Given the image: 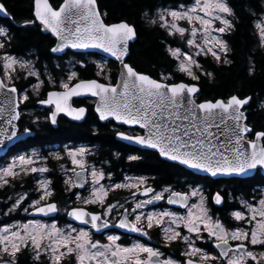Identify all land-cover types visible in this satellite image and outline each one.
<instances>
[{
    "label": "snow or ice",
    "instance_id": "6c2138e0",
    "mask_svg": "<svg viewBox=\"0 0 264 264\" xmlns=\"http://www.w3.org/2000/svg\"><path fill=\"white\" fill-rule=\"evenodd\" d=\"M6 12L5 6L0 3V13ZM107 13H101L97 0H63L58 6L50 0H34V19L25 21V26L35 24L37 21L43 30L51 32L56 37L57 44L51 52H63L65 49L87 50L96 49L114 57L121 65L120 79L116 84L111 82V74L105 73L103 65H98L97 75L108 82L97 79H79L78 71L70 70L66 79H57L48 75L47 83L54 88L48 92L47 99L42 104L54 105L50 122L57 123V115L65 113L74 120L84 118V107L74 108L69 103L72 97L90 94L98 98L95 111L101 121L115 120L123 125L133 128L134 134L117 132L121 139L137 145L157 150L161 157L169 161L187 166L189 169L202 171L212 176L218 174L229 176H243L248 172L264 168V131L256 132L254 139L250 138L252 129L247 125L244 109L251 97L240 98L231 95L225 99L205 100L197 102L196 94L199 89L195 85L184 82H174L177 73H182L191 80H198L200 74L212 75L204 70L199 62L200 56H211L216 61L227 63L228 44L224 36L234 30L235 24L229 17L234 16L233 9L227 0H193L190 5L179 4L175 8L161 9L158 18L151 21L158 23L160 28L175 38L182 37L186 48L167 47L171 58L178 61L174 72H161L159 78L138 71L125 61L129 55V42L137 37L133 24L127 21L108 24L103 19ZM181 21L187 27L180 26ZM259 29L261 44L264 45V19L256 23ZM0 49L10 44L8 31L0 27ZM195 49V51H189ZM223 57V59H222ZM3 73L0 77V89L14 94L9 102L13 105L7 124L11 126L10 133L0 132V146L5 140L11 141L17 136L15 121L21 118L19 104L27 101L29 95L26 91L18 93L13 81V74L20 75L17 69L23 70L24 78L34 77L38 81L33 85L38 90L45 83L40 77L42 73L31 61L18 59L15 56L3 53L0 56ZM200 70L199 73L196 70ZM11 85V86H10ZM142 130L135 134V128ZM215 128L217 131L213 132ZM25 128L24 132H29ZM68 155L71 163L78 167L71 169L73 176L65 181L70 187H82L87 183V176L91 177L92 190L88 197H80L85 205L99 204L103 207L101 213L89 212L83 208H72L67 215L82 224H90L92 229L100 231L108 228L107 220L102 217L110 216L122 204H107L105 201L110 190L119 188H134L140 190L146 184L144 177L128 178V183H113L105 186L102 181L111 179V173H105L103 168L97 169L86 165L87 150L80 148L70 150ZM58 159L60 157H57ZM129 160L139 159L130 155ZM8 167L0 170V187L9 183L7 177L15 178L21 172H45L44 167H24L36 163L32 157H18ZM39 198L32 200L24 212L30 210L35 214L47 216L57 212L54 202H49L53 191L50 181H39ZM156 192L151 187H145L141 195L148 199L136 203L131 208L134 220L128 219L129 209L125 208L116 227L131 232L147 235L145 229L160 228L164 233L165 246L181 240L187 245L182 255L190 257L183 264H215L224 258L227 264H249V260L259 264L264 259V253L257 254L249 246H264V194L259 197L252 196L251 202L244 201L241 210L232 213L235 221L240 222L233 228L227 229L219 219L210 215L205 198L199 189L193 188L190 192L181 193L171 191L167 196L169 204L178 205L186 210L185 214L176 211H162L145 214L138 212L144 204H153L165 198L164 192ZM132 195L135 197L136 192ZM196 198V203H190ZM28 194L19 195L9 212L23 207L27 202ZM217 205L222 204L223 197L217 193L214 197ZM181 226L187 234L182 235ZM214 238L215 247L220 249L218 255H211L196 245L197 240ZM117 235H108L107 244L93 241L89 231L77 229L67 225L62 229L56 223H45L38 220H29L23 225L0 227V253L12 256L13 259L4 264H16L15 256L22 248L31 247L35 252V259L39 260L41 254L47 255L50 264H66V258L75 256L76 264H179L169 257L161 259L164 255L159 249L134 244L124 247L117 243ZM238 242L232 244L230 242ZM223 264V261H221Z\"/></svg>",
    "mask_w": 264,
    "mask_h": 264
},
{
    "label": "trees",
    "instance_id": "16d2710c",
    "mask_svg": "<svg viewBox=\"0 0 264 264\" xmlns=\"http://www.w3.org/2000/svg\"><path fill=\"white\" fill-rule=\"evenodd\" d=\"M61 1L50 0L54 6H58ZM227 1L230 2L236 12L232 19L235 24L234 30L224 36L228 44V62H218L211 56H200L198 59L202 68L212 75L200 74L198 80H191L186 75L177 73L174 82L196 83L200 89L199 94L196 96L197 101L227 99L231 95H238L240 98L251 97L246 107V116L247 123L252 128L251 135H253L256 132L264 131V108L259 104L260 100L264 98V50L256 42L250 17L247 13L250 9L259 12L260 0ZM2 2L11 17V19L2 20L9 28L11 40L10 44L4 49H0V56L2 53L7 52L17 57L32 59L39 66L41 63L55 64L57 58L50 52L54 40L50 35L41 33L36 23L25 26V21L33 20L32 0H2ZM192 2L193 0H97L100 12L102 14L107 13L106 16H103L106 23L127 21L135 26L137 37L129 45L128 62L138 71L149 74L153 78H159L161 72L175 71L176 61L171 58L166 49L169 45L184 47L185 43L178 35L175 38L169 36L165 29L158 26V23L155 25L151 23L153 19L157 18L156 11L175 8L181 3L189 5ZM70 54L63 58L73 56V53L70 52ZM75 56L82 59L80 54ZM95 57L104 59L98 55H95ZM108 64L113 70L112 77L115 79L117 64L113 61H108ZM86 66L88 67L81 68V73L92 75V66L89 64ZM51 69V74L54 76L59 75L55 68L52 67ZM196 71L199 73L200 70L197 69ZM34 116L39 121H34ZM94 119V115L89 111L83 123L71 124L67 121H59L57 128H52L45 121L44 114L23 112L19 125L21 129L25 127L33 130L34 135L19 144H29L32 147L39 145L44 148L54 140H85L96 144L99 142L101 146L100 157L107 158L109 164L114 163V171L117 167H121L122 169L128 168L133 173L159 174L167 185L174 184L177 177L178 188L179 186L184 188L189 183H202L209 198L216 191L222 194L223 202L220 206L214 205L212 201H209V204L212 214L228 228H233L240 223L233 220L229 214L235 209L242 208L240 199L251 202L253 195L259 197L264 194V176L259 171L246 179L199 177L201 179L193 180L191 177L193 178L195 175L178 165L160 159L155 152H143L142 160L127 162L125 157L128 154V146L114 138L110 124L101 123L97 134L89 130L87 127L88 122H93ZM109 171H112V169ZM53 176L55 178L53 182L54 198L59 199L64 196L66 189L64 183L56 179L57 174L55 171H53ZM30 181L31 178L27 177L22 179L21 182L11 183V187L8 185L0 187V199L4 201L8 192L13 190L17 184L20 186V183L22 186L19 189L28 192ZM122 196L123 193L119 192L115 197ZM25 219H28L27 215L17 217L10 214L3 216L0 224ZM155 229L160 238L159 228L156 227ZM119 242L128 244L130 241L127 236L123 235ZM183 246L184 243L178 240L168 246L162 245V248L165 254L176 257L181 260L182 264L184 256L180 253ZM256 248L264 251V246L257 245ZM15 260L16 264H50L49 258L45 255L41 254L39 260L35 259L30 248H22L21 252L16 254ZM66 264H71V260L66 259ZM249 264H256V262L249 260ZM259 264H264V262L260 261Z\"/></svg>",
    "mask_w": 264,
    "mask_h": 264
},
{
    "label": "flooded vegetation",
    "instance_id": "af4514ba",
    "mask_svg": "<svg viewBox=\"0 0 264 264\" xmlns=\"http://www.w3.org/2000/svg\"><path fill=\"white\" fill-rule=\"evenodd\" d=\"M0 3L3 4L2 0H0ZM228 4L230 5V2H228ZM259 5H260L259 6L260 7V11L259 12H257L256 10L250 9L247 14L250 17L251 27L253 29V34L256 37V42L264 50V48L262 47L261 41H260L258 28L256 27L257 21L259 19H264V0H260V4ZM230 7L233 9V12H234V15H235L236 14L235 9L231 5H230ZM6 12L8 13L7 10H6ZM233 17L234 16H231V17H229V19L232 20ZM3 19H5V18H1L0 17V27L5 28L8 31V34H9V28L7 27V25L4 22H2ZM3 39H5V38L0 37V40H3ZM71 53H73V56H68L65 59L63 58L64 56L71 55L70 51H68L65 55H63L61 57H55V58H57V60L55 61L56 66H55V64H48V63H45V64L41 63L40 66H39L37 64V62H34L32 60V63L42 73L40 79L45 81V83L43 85L39 86V89L36 90L35 94L33 93L34 92L33 91V88H34L33 85H37V83H38L36 78L29 77V78L25 79V78L13 77L12 83H14L15 87L18 89V93H20L22 91H26L28 93V95H29V99L27 101H24L23 103H20L19 111H21V114L23 113L22 111H37L39 113L44 114L45 121H47L48 124L51 126V124L48 121V115L51 113V111H54V105L39 106L38 103L40 101L46 99L47 92H49L51 90H63V89H60L58 86L54 88L51 84L47 83L48 75L54 76L53 74H51V71H52L51 68L52 67L55 68L58 71V73H59L58 76H54L58 80L59 79H66V75H67V73L70 70H76V71H78L79 79H82V80L97 79V80H99L101 82H105V83L108 82L107 79H102L100 76L97 75V72L99 71V68L97 67L98 64L96 63L95 59H91L92 57H95L96 54L74 53V52H71ZM78 54H80L82 56V59L76 58L75 55H78ZM1 55H3V53ZM10 55H12V54H10ZM12 56H14V55H12ZM15 57H17V56H15ZM69 59H71L72 61L69 60ZM68 62L70 63L69 65H68ZM104 62H105V64H107L105 69H104V72L105 73H109L110 72V74H111V82L114 84L116 77H115V79L112 77V71L113 70L109 66L107 60L104 61ZM52 63H54V62H52ZM88 64L91 65L92 69H93L92 70L93 71L92 75L89 74L91 76L81 73V68L88 67V66H86ZM0 76L2 77L1 67H0ZM116 76H117V74H116ZM26 81H28V82L26 83ZM95 100H96L95 98L87 97V96L75 97V98L72 99V106L73 107H75V108L84 107L86 109V117H87V114H88L89 111L94 115V117H95L94 121L93 122L89 121L88 125H87V127L89 128V130L92 133L95 132V134H97L98 131H99L100 124L101 123H107V124H110V129L113 131L114 138H115L117 132H125V133H127L129 135L134 134V130H133L132 127L128 128V127H125V126H122V125H116L111 120H107L105 122H101L99 120V118L97 117V115L95 114V112H94ZM86 117H85V119H86ZM85 119L83 120V122L85 121ZM20 120H21V118L17 122V125H18V128H19V132H21V131H23L25 129V127H23L21 129V127L19 125ZM33 120L37 121L38 118L36 117V120L35 119H33ZM59 121H67V122H70L71 124L72 123L80 124V123L73 122V121L69 120L67 117H65L62 114H60L58 116V118H57V123ZM83 122H81V123H83ZM57 123H56V127H52V126L51 127L52 128H57ZM141 132H142V130H140L139 128H135V134H141ZM77 147H83V148H85L87 150V155L85 156V160H86V165H87V167L89 169H90V166L94 164L96 166V168H98V169L102 167L103 170L105 171V173H109V172L111 173V179L110 180L106 179L105 181L101 182L102 184H105V186L111 185L113 183H123L124 178H125L126 175L129 176V177L132 176L133 178L144 177L146 179V184L141 185L139 191H137L134 188H131V189L119 188V189L110 190L109 193H108V196L106 198V201H105V206L107 204H109V203L114 204L113 202L121 199L122 197H119V198L115 197L117 195V193H119V192H122L123 195L126 194L127 198H126V201L119 202V204L123 205L122 208L116 210L110 216L102 217L105 220H107V221H109L111 223H115L119 219V217L121 216V214H122V212L124 211L125 208L129 209V214H128L129 220H133V215H131V208H129V205H131L132 207H135L136 203H138L140 201H144V200L148 199L150 195H152L150 193L149 196H144V195H141V193H139V192H143V189L145 187H151V188L155 189L156 192H162L165 187H172V188H171V190L169 192H164L165 198L160 200L155 206H152V207H149V208H141L138 211H142L143 212V211L152 209L154 207L165 206V199H166L167 195L170 194L171 191H177V190L180 191L181 190V191H184V192H190V190H192L193 188L200 187V189L203 192V195L205 197L206 205H207V207L210 210V215H212L214 219H218L217 217H215L212 214V210H211V207H210V204H209V201H212V203L214 205H217L216 203L213 202V198H212L213 194L209 198V195H208V193H207V191L204 188V185L202 183H200V184H198V183H196V184L189 183V184H186L184 186V188H182L181 186H179V188H178L177 187V177L175 178L176 182L174 184L167 185V184H165L163 182L162 177L159 174L158 175H150V174H147V173H133V172H130V170L128 168L127 169H124V168L122 169L121 167H119V168L117 167L115 169V171H114L113 169H114V165L115 164L114 163H110L109 164L107 158H104V157L101 158L100 157L101 146H100L99 142L96 144V143L85 141V140H62V141L54 140V141H51L50 143H48L47 146L44 147V148L40 147L39 145H35V146L32 147L29 144L20 145L18 143L17 145H15L11 149H9L8 152L2 158H0V165H2L4 162H6L8 160V158H10L11 156H13L14 154H17L19 152H24V151H26L28 149H33V150L38 151L40 153V155H41L40 157L44 158L46 160L47 166L45 168L49 169V171H45V173L41 175V176L45 177L48 181H50L49 187L53 191V195H52V197L48 198V201L49 202H52V201L56 202L58 209L61 208V203H62L63 204V209H65L66 212H67V210L72 208V207H80V205H78V203L75 201L74 196L76 194H81V195L84 196V195H86L88 193V188H89V185H90L89 184V176H87V181L88 182L84 184V187L81 190H79L77 187H70V184H66L65 183V181L67 179H66L65 173L62 172L61 167L67 166V170H68V172L70 174V177L73 176V172L71 171V169L75 168V170H78L79 168L76 167V166H73V165L71 166V164H69V161H70L69 158L65 157L64 155L57 156V157H60V158L59 159L57 158L58 160L55 161L54 159L56 157L54 155H52V153H54V154H63L65 152L66 148H68L70 150H74ZM127 151H128V154L125 157L126 161L127 162H134V161L142 160L143 152H146V151H149V150H143V149H138L136 147L128 146ZM130 155H136V156L139 157V159L131 161V160L128 159V157ZM110 169H112V171H109ZM53 171H55V173L57 174L56 179L57 180H61L62 183H64V186H65V189H66V192L64 193V196H62L59 199L54 198L53 182H54L55 178L53 176ZM39 177H40L39 175L33 174V176H31V179L32 180L33 179L36 180ZM191 179L198 180V179H201V178H199L197 176H193V178L191 177ZM9 181L11 183H13V184L16 183L14 180H9ZM11 183L7 184V185L10 186ZM36 184L37 183L34 182L33 185L30 187V188H32L31 189L32 191H35V189H37V185ZM19 187L20 186L17 185V186H15V188L13 190H10L8 192V194H7L6 198H5L6 201H9L8 203L6 201L0 202V215L4 214L5 210H8V209H10L12 207V204L15 202L16 192L19 191V189H18ZM133 192H136V196L135 197L132 195ZM216 192L219 193L222 196V194L220 192H218V191H216ZM194 200H195V198H191L190 203H193ZM220 205H218V206H220ZM28 207L29 206L27 205V202H25L24 208H28ZM83 207L87 208L89 211H92V212L101 213L103 211V207L101 205H99V204H96V205L88 204V205H84ZM240 209H242V208L235 209L233 211H237V210H240ZM17 210L18 211L19 210L24 211L23 207L19 208ZM66 212L64 213V215H58L55 218V220L56 221H66V222H68L66 220V218H65ZM27 213H26V215H27ZM229 214L232 215V211ZM68 223H70V222H68ZM72 225H74V224H72ZM145 230L148 233L147 234L148 240L142 241V240H140V239H138L136 237H130V236H127V239L130 242L138 241L140 243H144L147 246L159 249L163 253V248L161 246V239L159 238V235L156 234V232H155L156 229L153 228V229H145ZM107 233H109V232H107ZM113 233H116V232H113ZM105 235L106 234H103L102 236H94V239L103 240V239H105ZM117 235H119V234H117ZM204 235H206V233ZM119 237L123 238L122 235H119ZM119 241H120V239H119ZM212 242L213 241H211V242L196 241V244H197L198 247H201L204 251L212 252V253H215L216 255H218L213 250V248L211 246ZM230 243L236 244L238 242L233 241V242H230ZM161 259H163V256L161 257ZM224 260L225 259H221L220 262L221 261L224 262Z\"/></svg>",
    "mask_w": 264,
    "mask_h": 264
},
{
    "label": "water",
    "instance_id": "95a60500",
    "mask_svg": "<svg viewBox=\"0 0 264 264\" xmlns=\"http://www.w3.org/2000/svg\"><path fill=\"white\" fill-rule=\"evenodd\" d=\"M62 2H63V0L60 2V4H61ZM50 3H51V2H50ZM97 6H98V4H97ZM33 10H34V0H32V16H33ZM0 17H1V18H5V19H11V17L9 16V14H8L7 12L0 13ZM33 19H34V16H33ZM118 22H121V21H118ZM118 22H114V23H118ZM36 24L39 26V28H40V32H41V33L50 35V37L54 40V43H53L51 49H52L53 47H55L56 44H57V39H56V37H54V36L51 34V32H49V31H47V30H43L42 26L39 25V22H38V21L36 22ZM108 24H113V23H108ZM134 41H135V40H134ZM134 41H130V42H129V45H130L131 43H133ZM51 49H50V52H51ZM68 51H70V52H74V53H91V54H96V55H98V56L103 57L104 59H106V60H108V61H113V62H115V63L117 64V76H116V79H115L114 84H116V83L119 81V79H120L121 65H120V63H119L118 61L115 60L114 57H111L110 55H108V54H106V53H103L102 51H99V50H96V49L75 50V49H70V48H68V49H65L63 52H57V53H53V52H51V54H52L54 57H61V56L65 55ZM125 61L130 65V63L128 62V56L125 57ZM144 74H146V73H144ZM0 77H1V76H0ZM100 82H101V81H100ZM181 82H183V81H181ZM104 83H105V82H104ZM184 83H186V84H190V85H195V86L199 89V87H198V85H197L196 83H187V82H184ZM51 91H53V90H51ZM59 91H63V90H59ZM49 92H50V91H49ZM199 92H200V89H199ZM199 92L196 94V96L199 94ZM47 94H48V92H47ZM13 95H14V94H9V93H7L6 90L0 89V132H7V133H10V132L12 131L11 126H9L6 122H7V120L10 118V113H11V111H12V107H13V105L9 102V100L11 99V97H12ZM83 96L92 97L90 94H85V95H81V96H78V97H83ZM73 98H75V97H72V99H73ZM92 98H95V99H96V100H95V103H94V112H95V114L97 115V117L99 118L98 113L95 111V108H96V104H97V100H98V98H96V97H92ZM46 99H47V95H46ZM46 99H45V100H46ZM72 99L69 101V103H70L71 105H72ZM218 99H222V98H218ZM225 100H226V99H225ZM202 101H205V100H201V101H197V102L199 103V102H202ZM249 102H250V101H249ZM248 104H249V103H248ZM248 104L245 105L244 109H242V110L245 112V115H246V112H247L246 107L248 106ZM38 105H39V106H47V104H42V103H40V102L38 103ZM19 106H20V104H19ZM72 107H73V106H72ZM74 108H75V107H74ZM18 110H19V108H18ZM54 111H55V106H54ZM51 112H52V111H51ZM60 114H62V115H64L65 117H67L69 120H71V121H73V122H77V123H81V122H83V120H84L85 117H86V113H85L84 118H82L81 120H74L72 117L66 115L65 113H59V114L57 115V118H58V116H59ZM50 116H51V113L48 115V121H49V123L51 124L52 127H56V124H52V123L50 122V119H49ZM246 117H247V116H246ZM99 120H100V119H99ZM110 120H111V119H110ZM100 121H101V120H100ZM106 121H107V120H106ZM111 121H113L116 125H122V126H125V127L130 128V126H128V125H123V124H121V123H119V122H117V121H115V120H111ZM17 122H18V120L14 122V124L16 125L17 136H16L15 138H13L11 141H7V140H5L4 145H3V146H0V158H2V157L8 152L9 149H11L12 147H14V146L17 145L18 143L25 141L27 138L33 137V135H34V132H33V130H31V129H30L29 132H24V130L21 131V132H19V128H18ZM101 122H105V121H101ZM246 123H247V120H246ZM247 125L251 128V126H250L248 123H247ZM136 128H138V127H136ZM251 129H252V128H251ZM212 131H213V132H216L217 130H216L215 128H213ZM254 136H255V133H254L253 135L250 134V138H253V139H254ZM115 138H116L118 141H120V142H122V143H124V144H126V145H128V146H132V147H136V148H138V149L149 150V151L155 152V153L159 156L160 159H162V160H164V161H167V162H169V163H173V164H175V165H178V166H180L181 168L187 170L188 172H190V173H192L193 175L198 176V177H209V178H211V179H229V178H235V179H246V178L252 177L257 171H259V173H260L261 175L264 176V168H260V169L252 170V171L248 172L247 175H243V176H229V175H222V174H218V175H216V176H212V175H210V174H208V173H205V172H202V171H196V170L189 169L187 166L180 165V164H178L177 162L169 161V160H167L166 158L161 157V156L159 155V153H158L157 150H153V149H150V148H146V147H144V146L137 145V144H135V143H133V142H130V141H127V140L121 139L120 137L117 136V134H116ZM259 143H262V141L259 142ZM76 171H80V169H78V170H76ZM83 187H84V185H83L82 187H77V188H78L79 190H81ZM175 192H181V191H175ZM139 193H141V192H139ZM181 193H186V192H181ZM216 194H217V192H215V193L213 194V197H212V198H213V202H214V197H215ZM168 195H169V194H168ZM168 195H167V196H168ZM52 202H54V201H52ZM158 202H159V201H156V202L153 203V204H144L142 208H149V207L155 206ZM54 203L56 204V202H54ZM214 203H215V202H214ZM165 204H166L168 207L173 208V209L184 210L183 208H180L178 205H175V204H169V203L167 202V197H166V199H165ZM56 205H57V204H56ZM57 208H58V207H57ZM72 208H83V209L89 211V210H88L87 208H85V207H72ZM72 208L68 209L67 212L70 211ZM67 212H66V214H65V218H66V220H67L68 222H70V223H72V224H74V225H76V226H80V227H84V228H89L93 236H101L103 233H105V232H107V231L114 230V231H117L118 233L123 234V235L134 236V237H137V238H139V239H141V240H148L147 235H143L142 233H137V232H131V231H128L127 229H122V228H119V227H116V226H115L116 224H118V222H119V220L121 219L122 214L124 213V211L122 212L121 216L119 217V219H118L115 223H111V222L107 221V222H108V225H109L108 228H106V229H105V228H101L100 231H96L95 229H92L90 224H82V223H80L79 221L74 220L73 218H71L70 216L67 215ZM89 212H92V211H89ZM95 213H99V212H95ZM58 215H59L58 210H57V212L52 213V214H49V215H47V216L40 215V214H35V213H33L31 210L27 213V216H28L29 218H42V219H55ZM104 220H105V219L102 218V221H101V222H103ZM215 243H216V241L212 242L211 246H212L213 250H214L217 254H219L220 249H218V248L215 247ZM233 245H234V244H233ZM187 259H189V257H185V258L183 259V261H182V264H183V262L186 261ZM221 259H224V258H221ZM197 264H204V263L198 261Z\"/></svg>",
    "mask_w": 264,
    "mask_h": 264
},
{
    "label": "rangeland",
    "instance_id": "374dc122",
    "mask_svg": "<svg viewBox=\"0 0 264 264\" xmlns=\"http://www.w3.org/2000/svg\"><path fill=\"white\" fill-rule=\"evenodd\" d=\"M190 5V4H189ZM160 10L161 9H159V10H157L156 11V16H157V18H158V16H159V14H160ZM180 23V26H183V27H187V24H186V22H184V21H181V22H179ZM258 33H259V29H258ZM180 39H183L182 37H180ZM184 40V39H183ZM177 47H181L182 49L183 48H186V43H184V47L183 46H177ZM262 47L264 48V45H262ZM189 51H195V49H189ZM2 56V55H1ZM18 59H22V60H28V61H30V59H28V58H25V57H17ZM72 59V58H71ZM71 59H69V60H71ZM91 59H95L96 60V63L98 64V65H103V69H105V67H106V65L107 64H105V62L104 61H106V60H104V59H101V58H95V57H92ZM72 61V60H71ZM31 62H32V59H31ZM33 64V63H32ZM70 63L68 62V65H69ZM0 67H1V70H2V73H3V68H2V63H0ZM17 71L18 72H20V75L19 76H16L15 74H13V77H18V78H24V75H25V73L23 72V70H20V69H17ZM33 93L35 94L36 93V89H34L33 88ZM260 106L262 107V108H264V98H262L261 100H260ZM23 112H25V113H30V114H35L37 111H23ZM33 119H35L36 120V117L34 116L33 117ZM38 121V120H37ZM80 148H83V147H77V148H75L74 150H77V149H80ZM70 151V149H68V148H66L65 149V152L63 153V154H54V153H52V155H54L56 158L54 159L55 161L56 160H58L57 159V156H61V155H64L65 157H68L69 158V164H71V166L73 165L72 163H71V158H70V156L68 155V152ZM20 156H26V157H32V158H34L35 159V161H36V163H34V164H31V165H24V167H27V168H30V167H37V168H39V167H46L47 166V164H46V160L44 159V158H41L40 156V153L38 152V151H36V150H33V149H28V150H26V151H24V152H19V153H17V154H14L13 156H11L10 158H8V160L6 161V162H4L2 165H0V170H2V169H4V168H6V167H8L9 165H11L14 161L17 163V164H19L20 162H19V160H18V157H20ZM45 163V164H44ZM74 166V165H73ZM92 166H95L94 164L93 165H91L90 166V168L92 167ZM96 167V166H95ZM98 169V168H97ZM61 170H62V172H64L65 173V175H66V179L68 180L69 179V177H70V174H69V172H68V170H67V166H63V167H61ZM47 171H49V169H47ZM45 172H43V173H41V172H36V173H31V172H29V173H27V174H25V173H23V172H21L19 175H17L15 178H12V177H7L6 179H8V180H14V181H18V182H21L22 181V179H24V178H27V177H29V178H31V176H33V174H36V175H39L40 177L39 178H37L36 180L35 179H31V181H30V187L33 185V183L34 182H36L37 184V189H35V191H32L31 189L32 188H30V190L27 192V191H25V190H20L21 189V186H22V184L20 183L19 185H20V189H19V191H17L16 192V195H15V200L17 199V197L19 196V195H22V194H24V193H27L28 194V200H27V205L29 206L30 205V203H31V201L32 200H35V199H38L39 198V195H40V192L38 191V189H39V181H42V180H47L45 177H43V176H41L42 174H44ZM0 174H2V172H0ZM126 177H128V178H133L132 176H125V178ZM124 178V181H123V183H128L129 181L128 180H126ZM48 181V180H47ZM103 182V181H102ZM11 182L9 181V183L8 184H10ZM89 188H88V193L86 194V195H81V194H78L80 197H88L89 196V194H90V192H91V190H92V185H91V177L89 176ZM12 185V184H11ZM18 185V184H17ZM11 187V186H10ZM171 188L172 187H165L164 188V190L165 189H168L169 191L171 190ZM126 189H131V188H126ZM196 189H199V191H200V193L203 195V192L201 191V189H200V187H196ZM163 190V191H164ZM169 191H167V192H169ZM178 191V190H177ZM181 191V190H180ZM191 191V190H190ZM181 192H184V191H181ZM203 197H204V195H203ZM6 198V197H5ZM4 198V201H6V199ZM126 198H127V195L126 194H124L123 196H122V198L121 199H119V200H117V201H115V202H113L114 204H117V203H119V202H124V201H126ZM205 198V197H204ZM74 199H75V201L78 203V205H80V207H83L85 204L82 202V200L81 199H77V194L74 196ZM3 200H0V202H2ZM7 203L9 202V201H6ZM197 202V200H196V198H195V200L193 201V203H196ZM206 202V201H205ZM243 202H244V200H241L240 199V204L241 205H243ZM12 204V203H11ZM25 204V203H24ZM24 204H23V208H24ZM94 205H96V204H94ZM6 207V206H5ZM12 208V207H11ZM10 208V209H11ZM118 209H120V208H118ZM117 209V210H118ZM58 211H59V215H64V213L66 212V210L65 209H63V204L61 203V208L60 209H58ZM162 211H176V212H179L180 214H185V212H186V210L184 209V210H173V209H171V208H169V207H167L166 205L165 206H158V207H154V208H152V209H149V210H146V211H143V213H145V214H148V213H153V212H162ZM138 212H142V211H138ZM10 214H12V215H15V216H17V217H20V216H24V215H26V212H24V211H22V210H15V211H11V212H9V209L8 210H5V212H4V214H2V215H0V220H1V218L3 217V216H6V215H10ZM29 220H38V221H42V222H45V223H48V224H51V223H56L57 225H58V227H60V228H62V229H64V228H66L67 227V225H72L71 223H68V222H66V221H56L55 219H42V218H28V219H25V220H13V221H10V222H8V223H2V224H0V227H3V226H5V225H8V226H15V225H23V224H25V223H27ZM133 220H134V216H133ZM73 227H75V228H77V229H83V230H85V231H89L90 232V234H91V238H92V240L93 241H100L101 243H103V244H107L108 243V240H107V237H108V235H117V233H111V232H109V233H107L106 235H105V239H103V240H100V239H94V236L92 235V233H91V231H90V229L89 228H84V227H80V226H75V225H72ZM164 227V225H162L160 228H159V234H160V237L162 238V243H161V246L162 245H164L165 246V242H164V239H163V237H164V233H163V231H162V228ZM225 228H227V229H231V228H228L227 226H225ZM181 232H182V235H184V234H187V232H186V229H183L182 228V226H181ZM117 236H119V235H117ZM205 236V239H203V240H197V241H204V242H211V241H215L214 240V238H208L207 237V234L206 235H204ZM181 243H183L181 240H179ZM117 243L118 244H120L121 246H124V247H131V246H133L134 244H137V243H139V244H144V243H140V242H138V241H132V242H130V243H128V244H122V243H120L119 242V240L117 241ZM145 245V244H144ZM170 245V244H169ZM197 245V244H196ZM145 246H147V245H145ZM150 247V246H149ZM257 246H250V250H252V251H254L256 254H257V256H258V258H259V254L260 253H264V251L263 250H260V249H258V248H256ZM30 248V250L32 251V253H33V255L35 256V252H34V250L31 248V247H29ZM182 248V247H181ZM187 249V245L184 243V246H183V249H182V251H181V255H182V253L185 251ZM207 252V251H206ZM209 254H211V255H216L215 253H212V252H208ZM163 259H166V258H169V257H171V258H173L174 260H176V261H178L179 262V264H181V260H179V259H177L176 257H173V256H170V255H168V254H165L164 252H163ZM42 255H44V254H42ZM46 257H48L47 255H45ZM184 256V255H183ZM184 257H187V256H184ZM49 258V257H48ZM190 258V257H189ZM13 259V257L12 256H9V255H5V254H2V253H0V264H4V262L5 261H10V260H12ZM66 259H70L71 260V264H76V258H75V256L73 255V256H69V257H67ZM260 261H262V262H264V259H261ZM255 262V261H254ZM215 264H221V262H220V260H217L216 262H215ZM223 264H227V260L225 259L224 260V262H223Z\"/></svg>",
    "mask_w": 264,
    "mask_h": 264
}]
</instances>
